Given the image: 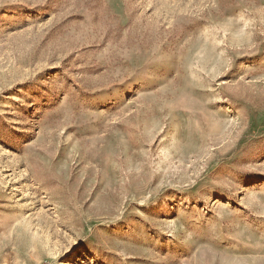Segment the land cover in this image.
I'll return each mask as SVG.
<instances>
[{"label":"rangeland","instance_id":"374dc122","mask_svg":"<svg viewBox=\"0 0 264 264\" xmlns=\"http://www.w3.org/2000/svg\"><path fill=\"white\" fill-rule=\"evenodd\" d=\"M0 264H264V0H0Z\"/></svg>","mask_w":264,"mask_h":264}]
</instances>
